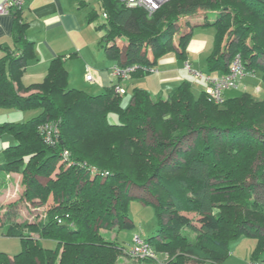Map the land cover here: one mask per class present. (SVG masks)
<instances>
[{
    "label": "trees",
    "instance_id": "trees-1",
    "mask_svg": "<svg viewBox=\"0 0 264 264\" xmlns=\"http://www.w3.org/2000/svg\"><path fill=\"white\" fill-rule=\"evenodd\" d=\"M99 1L100 46L134 66V77L152 73L172 51L187 60L189 27L201 20L216 29L209 72L227 73L240 55L264 82V0H170L152 14L122 0ZM99 15L91 11L89 22ZM20 20L16 15L22 52L8 49L0 59V109L40 112L0 124V135L14 140L0 170L23 175L21 200L35 204L41 219L6 226L4 234L22 247L0 252V264H117L127 248L103 229L134 226L131 199L146 203L136 190L150 196L158 219L156 234L145 239L154 250L141 257L148 264H222L243 235L257 239L251 260H264V203L256 192L264 190V99L243 92L217 104L184 80L166 95L134 87L127 106L117 84L99 94L71 86L65 55L51 61L43 81L24 85L36 56ZM44 123L55 127L54 143Z\"/></svg>",
    "mask_w": 264,
    "mask_h": 264
},
{
    "label": "rangeland",
    "instance_id": "rangeland-1",
    "mask_svg": "<svg viewBox=\"0 0 264 264\" xmlns=\"http://www.w3.org/2000/svg\"><path fill=\"white\" fill-rule=\"evenodd\" d=\"M85 9H81L79 11L80 18L84 23L83 32L81 34H74V37L80 40L81 43L89 42V37H99V42L102 41V37L104 35V30L97 29V25L104 21V18L101 14V7L97 0H86ZM96 10L100 15L93 22H88V14L89 11ZM216 14H208V17H211V20ZM192 23L197 22L195 19L191 20ZM201 22L198 21V23ZM192 24L189 27L191 31V40L187 46V60L192 62V66L194 70L203 71L205 74L213 72H209V66L207 62V58L212 52L215 43V34L216 29L213 25H204L203 22L200 24ZM84 43V44H85ZM99 44V43H98ZM97 44V46H98ZM80 49H75L73 52H80ZM85 50H83L84 52ZM100 55H103V50L100 51ZM151 55V54H149ZM189 58V59H188ZM77 57L73 56L72 60L74 66H80V61H77ZM184 61L182 58L174 52H170L158 58V62L155 65L158 67L159 72L149 73L147 75L135 78H129L128 80L121 82L128 89V93L123 95V104L127 105L130 103L132 91L134 87H140L148 90L153 95H157L158 93L167 94L168 90L174 88L178 84H180L184 80H188L191 82L192 90L195 95L199 96L202 91L207 89V81L205 78L196 76L184 69ZM264 62V59L262 60ZM115 64H113L114 66ZM156 69V68H155ZM249 80H251L252 85L249 87V91H251L257 99H264V82L262 80L261 71H257L256 73L249 74ZM85 77V75H84ZM113 83H117L120 79L117 75L113 73ZM76 78V77H74ZM95 78V77H94ZM95 83V79L91 84ZM31 84V83H29ZM28 84V85H29ZM112 84V83H110ZM256 87H260L262 90L256 91ZM89 94H99L105 90V88L101 89H90V91L86 89H81ZM234 93L241 94L242 86L234 89ZM6 120L13 122H24L34 116H36L40 109H27V110H18L15 108H6ZM2 157V151H0V159ZM4 162L1 161L0 164ZM3 172V177H0V252L7 253L9 255H14L21 250V240L18 237L7 236L6 226L9 223H18L24 220L39 221L41 217L38 216V209H36V205L32 203H26V201H22L21 197L23 195L24 186L22 184L23 175L16 177H12L10 179L6 178L5 171L1 169ZM9 172V171H8ZM7 173V172H6ZM2 178V179H1ZM9 180H12L10 183ZM252 181V180H250ZM4 191L6 194L4 195ZM3 192V193H2ZM258 199L264 203V190L259 187L257 188ZM134 194H140L146 200V203L140 200L138 197H134L130 201L129 205V216L134 223V226L131 228H113L114 231L103 229L105 235L107 237H114L116 240L125 248H129L132 244L133 237L136 234H139L143 239H149L150 237L156 234L158 229V219L155 210L154 202L150 199L145 192L136 190ZM137 196V195H136ZM34 207V211L32 207ZM191 217L195 220V223L199 225L198 218L194 213L190 214ZM242 238H245L244 243L242 244L240 250L241 255L230 252L229 256L223 261V264H243L240 262L239 258L245 259L246 256H252L253 250L251 251V241L253 236L243 235ZM239 237V238H241ZM241 238V239H242ZM256 239V238H255ZM233 240L230 245L233 246ZM42 243L44 246L53 247L55 245L54 240L51 239H42ZM249 253L251 255H249ZM141 257H134L128 255L127 251L124 252L122 256H119L118 264H148V260H143ZM197 263V262H196ZM198 264V263H197ZM202 264V262H199ZM246 264V262L244 263Z\"/></svg>",
    "mask_w": 264,
    "mask_h": 264
},
{
    "label": "crops",
    "instance_id": "crops-1",
    "mask_svg": "<svg viewBox=\"0 0 264 264\" xmlns=\"http://www.w3.org/2000/svg\"><path fill=\"white\" fill-rule=\"evenodd\" d=\"M97 1L101 6L100 1ZM85 6L86 0H27L21 8L13 9L9 13L0 14V59L7 54L8 49L17 54L22 52L24 46L22 42H17L15 36V18L16 15H19L20 21L26 24L24 32L25 38L33 42V53L36 56V58L30 61L25 67L22 76L24 85L43 81L51 61L55 57L65 55L66 67L69 72V84L71 86L90 91V89L98 90L112 84H117L125 89L123 95L127 94L128 89L122 85L121 82L135 77L131 75V72L123 76L115 73V67L124 68V66L122 63H118L116 60L114 61L105 54L103 48L100 46L99 37L90 36L88 43H85L86 41L81 43L80 40L74 37V34H81L83 32L84 23L80 18L79 11L85 9ZM91 11H89L88 14V22ZM78 48L81 50H79L80 52L72 53L73 50ZM83 50L85 51L83 52ZM98 50H103V55H100ZM73 56H76L78 58L77 61H80L81 64L79 67L74 66L72 60ZM113 64L115 65L113 66ZM156 70L159 72L158 67H156ZM113 73L120 79L119 82L113 83ZM88 74H92V81L87 80ZM213 74H222V72L214 71ZM251 74L252 73H250V75ZM249 77L248 75L243 80L241 85L242 93L250 92L254 96V94L249 91V87L252 85ZM94 79L95 83L91 84ZM171 90L172 89L168 90V92ZM255 90L260 91L262 89L256 87ZM236 95L238 94L234 93V89H227L225 91L226 98ZM254 97L256 98V96ZM4 109L6 108L0 109V124L13 122L6 120V111H4ZM13 142L12 136L8 133L0 135V151H2L0 162L5 161L4 148ZM5 174L8 179L20 175L19 172H8L6 170ZM0 177L4 178L1 170ZM11 181L12 180H9L8 182L10 183ZM6 192L8 191L2 193L5 195ZM241 238L236 239L233 246H230V252L233 251L241 255L240 248L245 240V238ZM249 243L251 244L250 252H252L257 244V239L254 238L249 241ZM249 255L251 254L249 253ZM239 260L241 263L244 264L246 262L247 264L251 261V256H246L245 259L239 258Z\"/></svg>",
    "mask_w": 264,
    "mask_h": 264
},
{
    "label": "built area",
    "instance_id": "built-area-1",
    "mask_svg": "<svg viewBox=\"0 0 264 264\" xmlns=\"http://www.w3.org/2000/svg\"><path fill=\"white\" fill-rule=\"evenodd\" d=\"M27 0H0V14L9 13L13 9L21 8ZM129 7H143L149 14L160 8V6L170 0H122ZM106 17V14H104ZM184 68L192 74L205 78L207 81L206 94L217 104H223L226 96L227 89H237L241 87L243 80L250 74L247 70L245 63L240 55L235 56L229 64V71L222 74H205L203 71L194 70L192 63L185 60ZM135 69L134 66L128 67H115V73L123 76ZM151 72H157L155 68L150 69ZM87 80L92 81V74L87 75ZM117 91L121 94L125 93V89L117 86ZM40 129L45 134V138L50 143H54L55 127L51 123H44ZM128 255L134 257H152L154 250L150 243L143 239L139 234L134 235L132 245L126 249ZM247 264H264V260H251Z\"/></svg>",
    "mask_w": 264,
    "mask_h": 264
}]
</instances>
